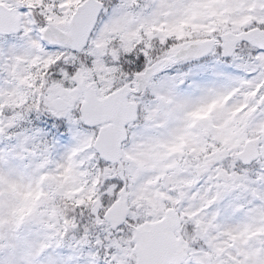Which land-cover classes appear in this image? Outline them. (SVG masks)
<instances>
[{
  "label": "snow or ice",
  "instance_id": "1",
  "mask_svg": "<svg viewBox=\"0 0 264 264\" xmlns=\"http://www.w3.org/2000/svg\"><path fill=\"white\" fill-rule=\"evenodd\" d=\"M0 264H264V0H0Z\"/></svg>",
  "mask_w": 264,
  "mask_h": 264
},
{
  "label": "rangeland",
  "instance_id": "2",
  "mask_svg": "<svg viewBox=\"0 0 264 264\" xmlns=\"http://www.w3.org/2000/svg\"><path fill=\"white\" fill-rule=\"evenodd\" d=\"M214 107H215L214 105H210L206 109H203V110H200V111L194 113L192 115V119L194 121L206 119L209 116V114L212 112V110H213ZM35 198H38V195L33 196L32 193H28L26 195V197H25V199H35Z\"/></svg>",
  "mask_w": 264,
  "mask_h": 264
}]
</instances>
